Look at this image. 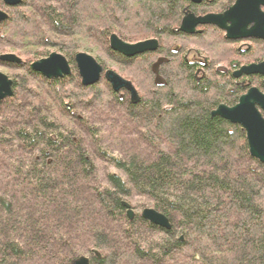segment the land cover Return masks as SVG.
<instances>
[{
  "label": "trees",
  "instance_id": "trees-1",
  "mask_svg": "<svg viewBox=\"0 0 264 264\" xmlns=\"http://www.w3.org/2000/svg\"><path fill=\"white\" fill-rule=\"evenodd\" d=\"M21 1L0 24V55L22 61L0 63L13 74L0 103V264H264V164L239 126L211 116L241 94L233 43L178 33L184 0ZM111 34L158 48L125 58ZM190 49L206 63L198 75ZM51 52L69 77L29 68ZM78 52L115 68L139 102L102 75L83 87ZM122 203L169 230L129 221Z\"/></svg>",
  "mask_w": 264,
  "mask_h": 264
},
{
  "label": "water",
  "instance_id": "water-1",
  "mask_svg": "<svg viewBox=\"0 0 264 264\" xmlns=\"http://www.w3.org/2000/svg\"><path fill=\"white\" fill-rule=\"evenodd\" d=\"M189 1L197 3L201 0ZM2 2L13 7L18 5L20 0H2ZM260 6L264 7V0H236L234 5L223 15H209L196 19L192 16L184 17L180 31L191 34L197 25H213L226 32L225 38L227 40L239 38L264 39L263 28L258 26L259 20L264 21V15L259 10ZM6 18V15L0 11V22H3ZM250 24H253V26L247 30V26ZM109 47L113 52L125 58H133L154 52L157 49V42L149 40L131 45L112 35L109 39ZM74 62L83 87L95 85L102 75L114 93L125 91L131 103L139 102L137 93L129 81L111 70H107L102 74V68L91 56L79 53L75 56ZM0 63L20 65L22 61L15 55L4 54L0 56ZM30 69L49 81L68 77L71 74L67 61L57 53H51L48 57L33 62ZM241 73L264 76V63L242 68L239 72L233 73V77ZM11 87L12 81L5 74L0 73V103L12 97ZM259 110L264 114V95L252 88L239 98L236 105L232 107L221 105L211 113V116H217L232 125L239 126L245 134L250 157L264 164V118ZM122 207L126 210L127 219L131 221L134 212L127 203H122ZM140 218L160 229L169 230L170 228L168 220L153 209H143ZM73 264H88V260L82 257L74 261Z\"/></svg>",
  "mask_w": 264,
  "mask_h": 264
},
{
  "label": "flooded vegetation",
  "instance_id": "flooded-vegetation-1",
  "mask_svg": "<svg viewBox=\"0 0 264 264\" xmlns=\"http://www.w3.org/2000/svg\"><path fill=\"white\" fill-rule=\"evenodd\" d=\"M184 2H185V5H184V7L181 10L182 11V18H181L180 25H179V28H178V33L184 34V35H188V36H192V35L201 34L204 29H213L214 31L215 30L219 31L222 34L223 39H225L226 41L232 42L233 46H235L236 65L234 66V69L231 72V78L233 79L234 84L239 88V90H241V94L238 96L237 101H236V103L234 105L237 104L239 98L241 96H243L244 94H246V92L249 89H252V88L256 89L258 92H260L262 95H264V76H260L258 74L245 75V74L241 73L238 76L233 77V73L239 72L242 68H246V67H248L250 65H258V64L264 63V57H262L261 59H257V58L254 57L255 51L263 50V48H264V39H261V38H239V39H235V40H227L225 38L226 32L224 30L218 29L217 27H215L213 25H197V26L194 27L193 33H191V34L185 33L184 31H180L182 20L184 19V17L192 16L194 19H196V18H202V17L209 16V15H223L229 8H231L234 5L236 0H201L200 2H197V3L191 2L189 0H184ZM21 3H22V1L20 0V3L18 5L10 7V6L5 5L2 2V0H0V11L6 15V17H7L6 20L8 19V12H7L8 9H15V8L19 7L21 5ZM197 8H199V9H197ZM259 10H260V13L262 15H264V7L260 6ZM6 20H4L3 22H5ZM1 23L2 22H0V24ZM253 24L248 25L247 26V30H249L253 26ZM258 26L262 27L263 31H264V21L259 20L258 21ZM112 35L116 36L120 41H122L117 35L111 34L109 36V38H108V46H109V39H110V37ZM149 40L156 41V39H148V40H145V41H149ZM122 42H124V41H122ZM140 42H144V41H140ZM124 43H126V42H124ZM137 43H139V42H137ZM126 44H129V43H126ZM134 44H136V43H134ZM157 48H158V43H157ZM189 51L190 52H187V54L185 55L184 59L188 60V62H189L188 64L189 65L196 66L195 75H198L200 72H203L204 68L206 67V63H205L204 60L198 59L194 55L192 49H190ZM51 53H57V54H60L61 56H63L61 53H58V52H51ZM79 53H84V54H87V55L91 56L90 54H88L86 52H78V53L75 54V56L77 54H79ZM149 53H153V52H149ZM50 54H48V56ZM12 55H14V54H12ZM75 56H74V59H75ZM137 57H139V56H137ZM133 58H135V57H133ZM157 65H159V62L157 63ZM220 67L221 66H218V68H220ZM29 68H30V66H29ZM70 70H71V67H70ZM62 78H64V77H62ZM62 78H60V79H62ZM8 79H10V78L8 77ZM11 89H12V87H11ZM12 95H13V92H12ZM259 112L261 113L262 117L264 118V114L260 110H259Z\"/></svg>",
  "mask_w": 264,
  "mask_h": 264
},
{
  "label": "rangeland",
  "instance_id": "rangeland-1",
  "mask_svg": "<svg viewBox=\"0 0 264 264\" xmlns=\"http://www.w3.org/2000/svg\"><path fill=\"white\" fill-rule=\"evenodd\" d=\"M234 47V49H235V46H233ZM113 69V70H112ZM112 69H110L111 71H113V72H117L116 74H120L115 68H112ZM0 72L1 73H3V74H5V75H7L9 78H11L12 76H13V74L9 71V70H7V69H5V68H3V67H0ZM121 77V76H120ZM120 93V92H119ZM118 94V93H117ZM119 95V94H118ZM121 96L123 97V94L121 93ZM104 113V112H103ZM107 113H105L104 115H106ZM103 115V114H102ZM133 204V203H132ZM133 207V206H132ZM133 209V208H132ZM131 209V210H132ZM135 209V208H134ZM145 209H147V208H145ZM151 209V208H150ZM133 211V210H132ZM141 211H142V209H139V211L137 210V209H135L133 212H134V214H138L139 213V215H140V213H141Z\"/></svg>",
  "mask_w": 264,
  "mask_h": 264
},
{
  "label": "bare ground",
  "instance_id": "bare-ground-1",
  "mask_svg": "<svg viewBox=\"0 0 264 264\" xmlns=\"http://www.w3.org/2000/svg\"><path fill=\"white\" fill-rule=\"evenodd\" d=\"M220 106H221V105H220ZM218 107H219V106H218ZM218 107H217V108H218ZM217 108H216V109H217ZM216 109H215V110H216ZM215 110H214V111H215ZM180 240H182V238H180Z\"/></svg>",
  "mask_w": 264,
  "mask_h": 264
}]
</instances>
